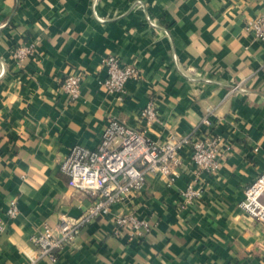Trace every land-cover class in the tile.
<instances>
[{"label":"crops","instance_id":"1","mask_svg":"<svg viewBox=\"0 0 264 264\" xmlns=\"http://www.w3.org/2000/svg\"><path fill=\"white\" fill-rule=\"evenodd\" d=\"M262 15L264 0H0V264L29 261L45 226L92 205L60 166L76 145L95 150L110 119L164 142L206 116L232 147L217 173L199 171L184 147L174 181L149 176L38 264H264V225L240 207L264 171V42L249 28ZM110 55L140 71L123 93L104 85ZM75 73L83 82L71 100L63 81ZM150 101L159 120L146 126ZM190 184L200 196L187 201ZM120 214L149 231L117 233Z\"/></svg>","mask_w":264,"mask_h":264},{"label":"built area","instance_id":"2","mask_svg":"<svg viewBox=\"0 0 264 264\" xmlns=\"http://www.w3.org/2000/svg\"><path fill=\"white\" fill-rule=\"evenodd\" d=\"M257 39L264 42V15L249 23ZM30 51L18 50L22 59ZM104 65L108 76L104 85L111 92L123 93L130 79H139L140 71L127 66L115 55L107 56ZM83 77L68 75L63 81V90L71 100L81 94ZM241 87L235 86L234 90ZM159 120L157 104L150 101L140 113V121L146 126ZM188 146L191 161L199 171L215 174L231 151V144L214 130L211 116L201 120L200 125L187 134L171 133L164 142H155L145 131L129 127L117 119H110L105 127L99 146L95 150L76 145L62 161L60 170L68 178L70 187L90 192L95 196L92 205L78 218L63 217L56 229L45 226L33 237L38 254L24 264H38L42 259L55 261L66 247L76 244L82 229L93 220L110 213L111 206L140 193L149 176L174 181L183 165L181 150ZM187 201L200 196V191L190 184L183 193ZM240 207L256 222L264 225V171L244 191ZM19 214L16 201H12L6 215L14 220ZM117 233L130 225L135 234L143 236L149 231V221L133 214H120L115 219ZM3 229V223H0Z\"/></svg>","mask_w":264,"mask_h":264}]
</instances>
